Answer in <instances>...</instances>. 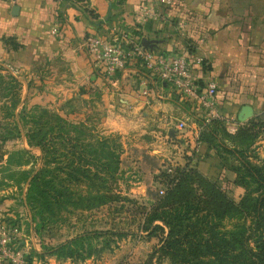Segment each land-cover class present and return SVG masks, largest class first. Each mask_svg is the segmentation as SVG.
Returning a JSON list of instances; mask_svg holds the SVG:
<instances>
[{
	"label": "crops",
	"instance_id": "0c3cea01",
	"mask_svg": "<svg viewBox=\"0 0 264 264\" xmlns=\"http://www.w3.org/2000/svg\"><path fill=\"white\" fill-rule=\"evenodd\" d=\"M143 5L144 0H0V75L18 84L15 98L12 87L0 98V123L17 128V137L4 135L0 141V223L23 221L17 213L19 205L24 207L28 229L25 233L21 222L18 232L31 241L22 244L30 264L76 263L35 254L42 250L33 238L25 191L28 171L33 164L38 169L40 156L35 163L26 161L29 152L39 149L28 146L24 110L45 104L67 107L74 122L85 118L105 133L118 134L120 187L145 203L153 201L148 188L158 185L156 172L188 150L198 171L222 180L227 169L214 149L199 140L201 121L222 119L233 133L242 123L238 113L243 105L251 106L253 116L264 113V0H172L157 6L161 18L146 21ZM88 34L120 43L126 52L128 41L144 39L155 53L184 55L202 86L216 81L215 112L181 97L133 56L107 76L83 47ZM180 122L185 124L181 130ZM146 172L153 179L147 181ZM58 223L56 244L84 231L72 228L63 234L61 219ZM106 263L89 258L77 264ZM0 264L10 263L0 257Z\"/></svg>",
	"mask_w": 264,
	"mask_h": 264
},
{
	"label": "rangeland",
	"instance_id": "374dc122",
	"mask_svg": "<svg viewBox=\"0 0 264 264\" xmlns=\"http://www.w3.org/2000/svg\"><path fill=\"white\" fill-rule=\"evenodd\" d=\"M9 87H12L11 89L14 91L13 97L15 98L18 84H11L1 74L0 98ZM23 114L25 115L24 132L30 137L33 135V139L28 141V146L32 147L40 137L46 136L51 139L49 143L52 147L46 146L43 154L44 160H39L40 165L38 168H42L43 180L51 181L49 185L53 184L58 188L60 186L65 188V194L61 198L63 203L50 204L49 208L51 210L49 211L46 210L48 206L43 204L42 198L36 192L31 193L32 199H30L28 204L26 203L27 212L30 213L31 217L36 214L34 220H30L34 232L33 238H36V242L39 244L41 250L56 245L58 229L56 231L55 229L59 226L58 220L61 219V224L64 225V227H61V233L63 234H66L72 228L73 231L85 230V232H89L100 230L109 232L101 236H85L84 238H80L74 243L79 256L87 257L89 252L90 254L92 253V256L84 260L79 259V257L78 260L71 262L77 264L84 262L86 259L93 258L97 259L98 262H108L106 264H170L166 257L155 252L161 243V233L157 232L156 235L148 236L147 231L143 229V208L144 206H151L157 198L153 195V192L164 187L161 185L162 171L156 172L154 175L158 178V185L154 182L153 185H150L152 187L148 188L149 193L152 195L149 194L148 196H151L153 201L145 203L144 200L132 194L122 192L123 188L120 187V184L122 183L123 175L120 171H116L112 176L107 174L105 167L101 165V162L111 164V166L117 165L115 156H111L107 152L115 153L118 151V134L105 133L97 124L85 118H83V121L74 122L70 116V109L67 107H54L48 104L34 105L24 110ZM263 114L252 115L237 125V128L240 126L248 128V135L245 139H237L236 141V139H230L229 136L222 137L224 142L229 146L235 145L238 148L241 147L244 150V156L250 163L264 169V125L258 123L260 122L258 118ZM223 127L227 130L225 125ZM236 130L235 128L234 132L230 133L233 135ZM4 135L17 137L15 125H9L7 122L4 123V121L0 123V141ZM73 144L76 145V149L83 150L85 159L88 160L87 167L91 170L84 176L77 175L78 179H74L75 181L72 178L64 177V174L59 171L60 169L55 167L64 166L67 163L64 153L67 154V149ZM38 149L39 151L29 152L28 159L30 163H35L37 157L40 156L41 151L40 148ZM187 152V154L184 153L179 158V161L183 163L181 166L195 167L194 163L190 161V158H192L191 151L188 150ZM68 153V157L72 158L73 155L70 154V151ZM218 154L222 157H218L219 161L227 169L226 173L223 172L224 177H220L222 180L220 182L216 181L218 188L227 195V199L232 197L235 200L234 202H237L243 193V189L235 184H229L228 180H230L229 178H233V182L235 172L231 169L235 167L240 168L239 162L230 154L223 153V151L220 152L219 150ZM52 158H54V161L49 162ZM179 161L175 160L172 163L169 161L168 164H172L176 168L180 166L176 164ZM77 163L80 164L81 162L78 161ZM34 165H31L32 169L30 170H35L33 169ZM58 175H61V181L58 180ZM145 176L147 181L153 179V176L148 174V172L145 173ZM188 176H190L188 182L194 188L196 194H204L203 188L210 187L203 183L201 178L194 176L193 173ZM69 191L73 195H68ZM103 193L113 197L114 201L100 205L96 196H100ZM223 203H225L223 196H220L215 203V207H220L221 210V208H224ZM21 213L22 215H20ZM17 214L21 216L20 218L24 219L21 222H24L23 231L27 233V219H25L27 215L24 207L19 205ZM41 218L44 220V227L40 226ZM224 218L223 223L227 228H231L236 222V217L234 216L231 217L226 214ZM21 222L18 218H12L7 222V225L12 229L11 244L15 248L22 249L25 252L22 244L26 242L29 245L32 244H30V240L19 237L18 227H20Z\"/></svg>",
	"mask_w": 264,
	"mask_h": 264
},
{
	"label": "trees",
	"instance_id": "16d2710c",
	"mask_svg": "<svg viewBox=\"0 0 264 264\" xmlns=\"http://www.w3.org/2000/svg\"><path fill=\"white\" fill-rule=\"evenodd\" d=\"M263 116L264 114L258 118L260 125H264ZM200 124L202 130L199 140L205 141L212 147L217 157H220L218 154L220 150V152L230 154L239 162L240 168L235 167L231 170L235 172L233 184L243 189L242 195L237 202H234L232 197L227 199V195L218 188L215 180L206 177L193 166H177L173 174L164 170L161 179V185L164 186L163 194H159V189L154 191L153 195L157 198L151 206H144L142 211L144 215L143 229L147 231L148 236L156 235L157 232L161 233V243L155 252L166 257L170 264H264V169L250 163L244 156V150L241 147L229 146L222 137L229 136L230 139L233 138L236 141L245 139L248 135V128L240 126L232 135L224 129L222 119L212 118L209 122L201 121ZM26 137L27 141L33 139V135L30 137L26 134ZM50 140L46 136L40 137L33 145L40 148L42 161L44 160L45 147L51 146ZM117 147V152H107L117 159L116 166L101 162V165L105 167V172L112 176L118 171L121 148L119 143ZM69 151L74 157H68ZM67 154L64 153L67 163L64 166H55L60 169L59 171L64 174V177L74 180L78 179L77 175L84 176L91 171L87 167L88 160L85 159L82 149H76V145L73 144L67 149ZM53 159L49 162H53ZM26 161L30 162L28 157ZM78 161L82 164H78ZM41 170L40 167L35 171H28L29 180L25 198L28 204L32 199L31 193L36 192L42 198L43 204L48 206L46 210L49 211L51 210L50 204L63 203L61 198L65 194V188L49 185L51 181L43 180ZM74 171L76 172L74 173ZM191 173L210 186L203 188L204 194H196L194 188L190 186L188 182L190 176L188 175ZM60 176L58 175L59 181L62 180ZM22 177L24 180L27 178L26 176ZM71 194L72 192L69 191L68 195ZM220 196H223L225 202L223 203L224 208L221 210L220 207H215ZM96 198L100 205L114 201L113 197L105 193L96 196ZM219 203L221 202L219 201ZM226 214L236 217V222L231 228H227L223 223ZM34 216L36 214L32 216L33 220ZM42 219L40 226L44 227ZM108 233L100 230L89 232L84 230L72 238L43 249L41 252L36 251L35 254L40 258L44 255H54L58 259L75 261L80 257L74 247L75 242L85 236L95 237ZM91 256L92 253L89 252L87 257ZM87 257L81 256L79 259L84 260ZM27 259L30 264L31 258Z\"/></svg>",
	"mask_w": 264,
	"mask_h": 264
},
{
	"label": "built area",
	"instance_id": "2783aa9c",
	"mask_svg": "<svg viewBox=\"0 0 264 264\" xmlns=\"http://www.w3.org/2000/svg\"><path fill=\"white\" fill-rule=\"evenodd\" d=\"M7 3H16L18 0H2ZM172 0H144L143 20L159 19L163 15L157 10L158 5L169 6ZM130 49L124 51L120 43L111 42L105 37L88 34L83 40L85 50L102 63L103 72L107 76L114 75L123 69L127 62V56H133L141 60L145 66L155 73L160 80L170 84L181 97L196 102L200 106L215 112V96L217 83L209 79L204 86L194 75L190 62L178 53H155L152 49L144 47L139 40H130ZM200 61V59L198 60ZM147 93V91H144ZM185 127L183 122L178 124V129ZM167 173L173 174L175 166L166 165ZM164 188H159V194H163ZM11 227L0 223V257L10 264H29L27 255L15 248L11 242Z\"/></svg>",
	"mask_w": 264,
	"mask_h": 264
},
{
	"label": "water",
	"instance_id": "95a60500",
	"mask_svg": "<svg viewBox=\"0 0 264 264\" xmlns=\"http://www.w3.org/2000/svg\"><path fill=\"white\" fill-rule=\"evenodd\" d=\"M141 44L144 46V47H148V48H151L152 46H147L148 45V41L146 40H142L141 41ZM253 114H252V108L250 105H243L238 113V120L239 121H245L246 119H248L249 117H251Z\"/></svg>",
	"mask_w": 264,
	"mask_h": 264
}]
</instances>
